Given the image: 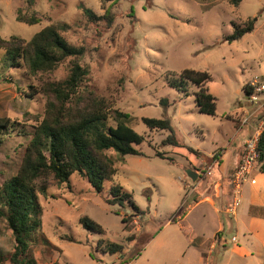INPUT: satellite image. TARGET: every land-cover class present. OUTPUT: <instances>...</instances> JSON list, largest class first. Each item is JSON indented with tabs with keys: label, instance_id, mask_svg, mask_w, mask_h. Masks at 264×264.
I'll return each instance as SVG.
<instances>
[{
	"label": "rangeland",
	"instance_id": "1",
	"mask_svg": "<svg viewBox=\"0 0 264 264\" xmlns=\"http://www.w3.org/2000/svg\"><path fill=\"white\" fill-rule=\"evenodd\" d=\"M112 1L36 0L29 9L26 0H0L2 38L30 40L47 26L66 25L60 29L62 37L87 50L78 58L89 69L79 88L80 95H93L109 109L130 114L131 127L145 138L136 147L144 156L121 157L108 152L117 170L114 182L133 195L143 214L107 204L110 183L98 194L82 175L73 174L68 184H59L50 175L38 181V185L44 182L47 194H37L41 225L33 236L29 258L35 264H202L197 249L189 246V239L198 230L211 235L218 222L207 206H200L187 217L192 231L178 223L193 205L192 200H198L197 192L188 199L198 180L188 173L205 180L207 169L223 152L224 165H232L248 131L241 124H246L249 117L253 126L246 141L264 127V90H252V83H264V0H243L238 8L229 0H114L111 28L105 21L91 23L84 15L82 6L103 16ZM20 9L21 15L36 14L41 21L34 25L17 21ZM248 19L254 21V31L232 43L224 40L234 25L242 26ZM5 55L0 50V125L5 127L0 131V186L19 171L34 128L45 117L49 100L46 86L65 81L74 60L67 58L52 71L30 75L24 66H11ZM185 69L210 73L207 88L216 98V115L198 111L196 87L191 86L184 95L168 85L172 73ZM245 87L251 88V94ZM252 95L257 96L256 100ZM163 98L170 106L160 103ZM166 116L182 143L202 152L200 156L186 148L163 146L169 133L149 130L142 121L145 117ZM109 124L116 125L112 120ZM157 153L167 159L156 157ZM260 186L264 189V182ZM248 187L242 193L246 203ZM244 201L239 213L245 207ZM203 213H208L206 219ZM241 216L239 220L245 221ZM84 217L99 223L104 232L84 228L80 223ZM224 220L225 231L204 243L205 262L264 264L260 242L253 256L244 257L230 250L234 236L237 245L246 247V227L230 217ZM221 236L226 242L222 243ZM200 237V243L205 241ZM100 241L122 245L123 251L105 253L99 247ZM15 247L13 233L0 216V264H25L12 262ZM210 255L211 260L207 258Z\"/></svg>",
	"mask_w": 264,
	"mask_h": 264
},
{
	"label": "trees",
	"instance_id": "2",
	"mask_svg": "<svg viewBox=\"0 0 264 264\" xmlns=\"http://www.w3.org/2000/svg\"><path fill=\"white\" fill-rule=\"evenodd\" d=\"M104 1L106 0H101ZM242 1L229 0V4L238 8ZM35 2L36 0H26L27 7L30 9ZM112 4L114 0L103 16H98L87 7L82 6V9L89 22L105 21L107 27L111 28L115 20V14L111 11ZM18 12L19 22L34 25L41 21L36 14L23 16L21 9ZM62 28H66V25L47 26L30 40L15 36L5 39L0 36V50L6 52L7 62L11 66H24L30 75L52 71L63 60L74 58L68 78L63 82L49 83L46 86L45 91L49 100L45 117L34 128L19 171L0 186V216L7 221L16 243L12 255L13 263L22 261L25 264H35L34 260L29 258V250L33 236L41 225V207L37 194H47L44 182L38 185V181H45L50 175L59 184H68L73 174L82 175L88 179L98 194L102 193L106 183H110L107 204L128 207L135 215L143 214L136 205L133 195L114 182L117 170L108 152L113 151L121 157L144 156L136 147L141 145L145 138L131 127L130 114L109 109L103 100L93 95H80L79 88L89 74V69L82 66L78 58L87 50L83 46L75 47L69 44L60 34ZM254 29V21L248 19L242 26L234 25L233 32L224 40L228 43L238 41ZM210 80L211 75L207 71L185 69L179 74L172 73L167 83L184 95L188 94L191 86L196 87L194 95L198 111L214 116L217 102L207 88ZM245 91L251 94V88L245 87ZM160 103L166 107L170 106L167 98H163ZM110 120L116 125H110ZM142 121L149 130L169 133L162 141L163 146L186 148L196 156L201 155L198 150L182 143L169 117H145ZM3 129L5 127L0 125V131ZM257 152L256 168L264 174V127L259 135ZM155 156L162 160L167 159L162 153ZM122 222L125 224L127 220L124 218ZM80 223L88 230L104 232L102 226L90 218L84 217ZM103 243L100 241L99 247L105 253L116 254L123 251L122 245Z\"/></svg>",
	"mask_w": 264,
	"mask_h": 264
},
{
	"label": "crops",
	"instance_id": "3",
	"mask_svg": "<svg viewBox=\"0 0 264 264\" xmlns=\"http://www.w3.org/2000/svg\"><path fill=\"white\" fill-rule=\"evenodd\" d=\"M249 119L250 117L247 120H245V123L247 125L243 124L244 122L241 124V126L244 125L242 129L246 127L248 131L244 134L243 136L244 139L241 143V146L236 151V158L234 163L230 166L224 165L225 154L223 152V156L219 155L218 162L213 163L207 169L210 170L205 180H201L199 175L196 176L198 179L194 182L196 189H194L195 190L194 192L191 191L193 193L191 192L189 193L188 199L189 198L191 199L192 198L191 195L197 192V194H199L198 200L195 201L192 200L193 205H191V208L187 211V213H184L183 216H180L179 220L181 222L177 221L178 223H181L180 225L183 229H185L186 231L190 229L192 231L193 229H191L190 224L187 223V217L193 210H196V208H199L200 206H207V211L209 210V212L213 213L214 215L213 217L215 218V220H217L218 225L213 229L212 234L207 235L205 232H203L204 230L203 231L198 230L195 231L196 233L193 234V236L189 239V246H192L193 248L197 249L199 261H201L202 264L205 263L208 264L207 261L205 262L206 259L205 256L203 255V248L207 246L204 243L211 240V238H214L218 233L220 232L223 233L225 231L224 217H230L240 227L242 225L246 227L244 228V231H246L245 232L246 235H244V238L246 239V244H247L246 247H248V249L246 247H240L239 245H237L238 240L234 236L231 239L233 245H232V249L230 250H232L236 254H240L244 257H248V256H253V249H255V245L257 242L262 243L264 247V189L260 186V183L264 182V174L260 173L257 168L253 171L252 175L250 176V181L246 182L242 189V193H243L244 188H246V186H249L247 188V192H249V199L247 203L244 201L245 198L242 200V196H241V203L239 207L235 210L234 214H228L229 213L228 210L233 203V200L231 201V197H233L231 177L241 161L244 152L243 144L246 141V139L249 137L250 128L251 126H253V124H250V122L248 121ZM200 153L202 154V152ZM218 154L219 153H217V156ZM197 162L201 163L203 161L198 160ZM223 167L226 168L224 169ZM206 185H208V187H206ZM243 201L245 202L244 203L245 207L243 210H241V213H239V208L242 205ZM240 214L242 215L241 217L246 218L245 221L241 222L239 220ZM202 215L206 219L208 213L207 214L203 213ZM200 236H202L203 239H205V241L200 243L199 241L201 240ZM221 237H222L221 240L222 243L226 242L224 240V237L223 236ZM233 238H235L234 241ZM239 241H240L239 243H241V240ZM207 258L211 260L212 256L210 255Z\"/></svg>",
	"mask_w": 264,
	"mask_h": 264
},
{
	"label": "built area",
	"instance_id": "4",
	"mask_svg": "<svg viewBox=\"0 0 264 264\" xmlns=\"http://www.w3.org/2000/svg\"><path fill=\"white\" fill-rule=\"evenodd\" d=\"M252 90H254V92L263 91L264 83L261 86H258L257 83L255 82L252 83ZM251 98L252 100H256L257 96L252 95ZM261 131L262 129L256 131L255 135L249 138L245 142L244 152L241 161L231 177L233 203L228 210L230 214H234L235 210L239 207L241 203L243 186L246 182L250 181V176L252 175L253 171L256 169L257 158H258L257 143ZM234 240L235 238H233V241Z\"/></svg>",
	"mask_w": 264,
	"mask_h": 264
},
{
	"label": "water",
	"instance_id": "5",
	"mask_svg": "<svg viewBox=\"0 0 264 264\" xmlns=\"http://www.w3.org/2000/svg\"><path fill=\"white\" fill-rule=\"evenodd\" d=\"M188 175H189V177H191L193 180H195V179H196V176H195V175H193V173L189 172V173H188Z\"/></svg>",
	"mask_w": 264,
	"mask_h": 264
}]
</instances>
